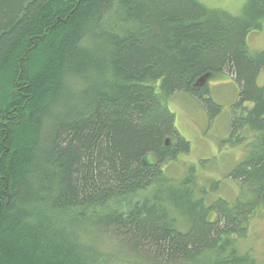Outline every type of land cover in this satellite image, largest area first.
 Returning a JSON list of instances; mask_svg holds the SVG:
<instances>
[{
  "label": "trees",
  "instance_id": "1",
  "mask_svg": "<svg viewBox=\"0 0 264 264\" xmlns=\"http://www.w3.org/2000/svg\"><path fill=\"white\" fill-rule=\"evenodd\" d=\"M263 21L264 0H0V264H256L238 243L264 203ZM219 74L245 149L238 197L206 203L195 168L162 170L190 150L167 100L207 102Z\"/></svg>",
  "mask_w": 264,
  "mask_h": 264
},
{
  "label": "rangeland",
  "instance_id": "2",
  "mask_svg": "<svg viewBox=\"0 0 264 264\" xmlns=\"http://www.w3.org/2000/svg\"><path fill=\"white\" fill-rule=\"evenodd\" d=\"M210 8H221L239 14L244 0H199ZM246 43L251 51H264V21L260 29L250 31ZM210 100L187 92H176L168 100V108L174 113L178 133L189 141L190 150L181 154L162 170L168 177L181 178L189 167L195 168L197 183L205 186L203 195L209 203L218 197L234 201L240 193L239 184L227 174L241 159L244 145L234 146L230 142V119L237 112L238 85L228 74L216 75L207 80ZM257 83L264 86V68L259 72ZM204 98H207L206 96ZM214 103L219 105L216 115ZM251 107V103L245 104ZM210 108V111L208 109ZM213 115L212 117H210ZM245 140H251L246 136ZM151 159V156H149ZM170 163V162H169ZM239 248L247 249L256 261L264 264V203L248 221L245 234L239 240Z\"/></svg>",
  "mask_w": 264,
  "mask_h": 264
},
{
  "label": "flooded vegetation",
  "instance_id": "3",
  "mask_svg": "<svg viewBox=\"0 0 264 264\" xmlns=\"http://www.w3.org/2000/svg\"><path fill=\"white\" fill-rule=\"evenodd\" d=\"M236 146H239V145H236Z\"/></svg>",
  "mask_w": 264,
  "mask_h": 264
}]
</instances>
